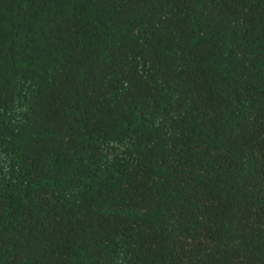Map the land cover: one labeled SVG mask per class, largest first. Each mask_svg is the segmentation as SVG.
<instances>
[{"label": "trees", "instance_id": "trees-1", "mask_svg": "<svg viewBox=\"0 0 264 264\" xmlns=\"http://www.w3.org/2000/svg\"><path fill=\"white\" fill-rule=\"evenodd\" d=\"M0 264H264V0H0Z\"/></svg>", "mask_w": 264, "mask_h": 264}]
</instances>
